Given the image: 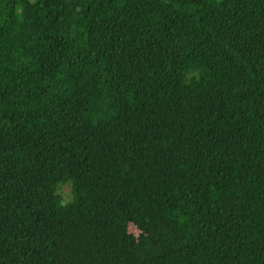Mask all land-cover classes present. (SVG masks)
Listing matches in <instances>:
<instances>
[{
	"label": "trees",
	"instance_id": "trees-1",
	"mask_svg": "<svg viewBox=\"0 0 264 264\" xmlns=\"http://www.w3.org/2000/svg\"><path fill=\"white\" fill-rule=\"evenodd\" d=\"M0 264H264V0H0Z\"/></svg>",
	"mask_w": 264,
	"mask_h": 264
},
{
	"label": "rangeland",
	"instance_id": "rangeland-1",
	"mask_svg": "<svg viewBox=\"0 0 264 264\" xmlns=\"http://www.w3.org/2000/svg\"><path fill=\"white\" fill-rule=\"evenodd\" d=\"M141 155L147 156V154H145V153H141ZM62 193H64L65 196L68 195V188L62 187ZM128 228H129V232L135 236H138L141 233H146L149 236H151L152 238H154L156 241L161 240V237L153 228L149 227L148 225H145L140 220H137L134 223H130L128 225Z\"/></svg>",
	"mask_w": 264,
	"mask_h": 264
}]
</instances>
